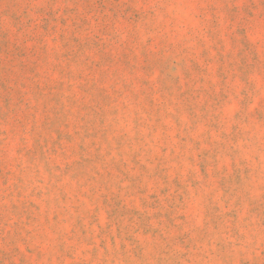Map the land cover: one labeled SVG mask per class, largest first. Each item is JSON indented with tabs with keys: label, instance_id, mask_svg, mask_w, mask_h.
<instances>
[{
	"label": "rangeland",
	"instance_id": "rangeland-1",
	"mask_svg": "<svg viewBox=\"0 0 264 264\" xmlns=\"http://www.w3.org/2000/svg\"><path fill=\"white\" fill-rule=\"evenodd\" d=\"M0 264H264V0H0Z\"/></svg>",
	"mask_w": 264,
	"mask_h": 264
}]
</instances>
